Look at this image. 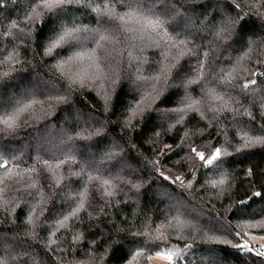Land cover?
<instances>
[{"label":"trees","instance_id":"obj_1","mask_svg":"<svg viewBox=\"0 0 264 264\" xmlns=\"http://www.w3.org/2000/svg\"><path fill=\"white\" fill-rule=\"evenodd\" d=\"M161 1L183 10L181 16L194 21L196 28L203 26L205 16L200 13H218L204 24L205 33L188 38L175 31L172 20L164 23L179 39L161 80L165 89L152 110L136 115L131 108L137 76L110 83L114 93L106 107L93 89L61 75L58 62L67 54L47 53L51 38L64 27L98 30L107 37L94 49L107 57L104 72L118 63L142 68L145 62L149 72L139 80L155 81L167 47L133 54L139 45L130 33L120 35L125 24L99 11L107 5L111 15H124V6L116 0H74L49 15L37 0H0V114H11L16 121L11 130L0 124V163L10 162L7 171L0 168L4 264H152L146 256L159 251L179 253L171 264H264L257 248L249 252L234 247L242 239L250 243L248 233L264 235V144L255 143L264 136V76L259 75L264 73V0ZM33 7L39 17L31 12ZM152 11L160 12L157 7ZM179 41L185 43L183 51H177ZM48 81L63 83L56 94L65 96L62 100L71 97L75 109L93 110L106 119L92 142L94 160L77 159L76 164L73 156H66L71 160L48 166L35 154L14 148L20 137L28 140L33 131L42 137L48 118L53 122L62 114L71 116L73 110H63L61 99H49L48 93L24 96L23 111L10 103L27 82ZM244 83L247 89L241 87ZM209 92L217 98L210 99ZM186 94L197 104L178 119L171 111ZM217 147L222 155L211 165L191 151L195 148L210 158ZM112 148L107 164L98 167L97 159ZM225 150L231 154L224 155ZM119 163L131 174L120 170ZM165 191L178 192L202 212L190 219L172 215ZM257 192L261 195L255 196ZM67 216L68 225L52 234V226ZM215 223L227 230H211ZM210 245L219 261L209 258ZM138 251L145 255L135 256Z\"/></svg>","mask_w":264,"mask_h":264},{"label":"rangeland","instance_id":"obj_2","mask_svg":"<svg viewBox=\"0 0 264 264\" xmlns=\"http://www.w3.org/2000/svg\"><path fill=\"white\" fill-rule=\"evenodd\" d=\"M161 3L162 1L158 0L156 5L154 6L157 7L160 12H153L157 16H159V18L164 22L172 20V25L175 23L176 26L175 31H177V33L179 34L187 36V38L191 35H197L196 33H205L206 25L204 24L210 21V15L218 13H214L213 9L208 13L206 11L200 13L199 16L201 18L205 16L203 26L196 28L194 21H192L191 19H186L184 16H181V12H183V10L177 8L175 4L172 5L171 3L169 5H166L165 2H163V4H165V6H163L161 5ZM218 15H220V13ZM224 19L225 16L219 21V25H222ZM121 23H124L125 25H120V35L127 34V32L123 31L122 29L128 27H135V25L129 21L127 16H125V21ZM207 29L210 28L207 27ZM173 32V27L172 30H167V28L162 27L158 30V34L150 32L149 34L141 36L139 33H130V36L132 37L131 39H134L136 45H139L137 51L131 50L133 54H135V52H140L142 56V53H145L146 50L147 52L158 51L156 46L162 48L167 47V55L165 56L163 67L159 69V71L162 70V72L156 76L157 78L155 81L150 80L141 82L139 80V75L147 76L149 72L148 69L145 68V62L142 68L136 67V64L134 63L133 66L132 63H118V65H113V67L111 66V68L108 67L109 70L107 73L104 72L105 69H107H103V65L107 57L103 54L100 55L99 52L94 50L98 46V41L102 37L98 30H80L76 34V40L72 41L71 43L64 44L62 47L54 48L51 53L58 52L57 55L59 56L67 54L58 62L59 71L61 75L63 77L65 76L66 78H68L70 81L73 82V84L84 85L93 89L98 94L100 99L104 102L106 107L109 106L114 93L113 86H111L110 88L108 85L112 82L114 84L115 81L119 82L120 80H128L134 76H137V82H135V95H137V98L134 101V105L131 110L133 114L138 115L148 109L152 110L153 108L151 107L162 95L159 93L161 92V90L165 89V84L163 81L161 82V80L163 79V73L167 68H169L170 63L172 61L173 43L175 41L178 42L179 40L176 38V35H174ZM171 42L172 46L170 45ZM52 43L53 41L49 42L47 53L48 49L52 47ZM180 44L181 45L177 48V51H183L186 48V46H184L185 43ZM197 62L201 66H203V61L198 60ZM139 69H142L143 71L141 70L140 72ZM37 84L39 85V87ZM30 85L33 86L31 87ZM40 85L42 86L40 87ZM62 86L63 83L61 81H48L45 83L38 82L34 84H32L31 82H27L26 85L21 87V95H12L10 97V103L12 105L16 103L14 107L16 110H18L19 108L23 107V105H20V102L22 101V98L24 96L32 95L36 92L48 93L51 94L47 96L49 99H61L60 104H62V108L64 107L63 110L68 107L73 110L71 116L69 117L62 114L60 116L61 118H57L53 122L50 120V118H48L46 123L44 124L45 128H43L47 131L44 130L45 133L42 137H36L37 133L33 131L32 135L29 134L30 137L28 140H22V138L20 137L17 144L14 146L16 151H19L21 153L35 154L38 159L43 160L48 166L56 165L57 163H59L58 160H64L63 162L71 160V158H68L66 156H73L76 160V164H79V159L80 163L85 162L86 158L88 160H94L95 156L92 154V149L95 146L92 145V142L96 139L99 134L98 125H102L103 121L105 122L106 120L105 118H103V121L99 119L97 114L93 110H88L87 112L75 109L71 97L69 99L68 97H66V99L62 100V98H64L65 96L56 94V92H58L62 88ZM185 86L187 87V85ZM209 98L214 100L217 98V96L209 92ZM196 104L197 100L193 99L191 96L186 94L185 98H182L181 102L179 103V106L173 110L171 109V112L175 113L177 115V118L180 119V116H185L190 110L195 108ZM171 112H169L168 114H170ZM50 128L53 133L48 134ZM84 147L86 148L82 150ZM11 149L14 150L12 147ZM114 152L115 151L112 148L109 149L104 155L99 157L97 159L98 167L102 164H107L108 159L111 158V155L114 154ZM120 165H122V163L118 164V166ZM124 165L125 163L122 165L120 170L127 171L131 174V169ZM105 171L109 172L108 170ZM163 194L167 198L168 202L166 208H168V211H171L172 215L181 213L185 216H188V218L190 219V217H195L196 214H200V212H202V210L197 209V207H192L188 205L184 201L183 197L179 195L178 192L165 191L163 192ZM185 195H187V193H185ZM70 217L71 216H67L63 219V226H61L60 223L53 225L52 234H57L60 230L65 228L69 223ZM211 230L226 231L227 229H224L221 224L215 223V226L212 225ZM248 236H250V240L252 242L264 243V240L259 239V237L264 235H251L250 233H248ZM208 240L210 241V237ZM213 246L214 245H210V248L212 247V249L209 250V258L219 261L220 255L216 251V249H214ZM150 262L152 264L170 263L168 261L156 257L155 253L152 255V259H150Z\"/></svg>","mask_w":264,"mask_h":264},{"label":"snow or ice","instance_id":"obj_3","mask_svg":"<svg viewBox=\"0 0 264 264\" xmlns=\"http://www.w3.org/2000/svg\"><path fill=\"white\" fill-rule=\"evenodd\" d=\"M73 2L74 0H37V3H39L40 6L48 9L49 15L54 14L56 8H63L64 6L70 5ZM75 2H79V0H75ZM116 2L120 3L122 6L126 8V12L124 15H120V14H117L115 16L111 15L110 10H107V5L105 9L99 11L102 16H106L109 20H118L120 22H124L125 16H127L129 21L133 23L135 27L124 28L122 29L123 31L127 33H139L141 36H143L149 34L150 32L158 34V30L164 26L165 22L161 20L159 16H157L152 11L158 0H116ZM235 7L239 8V5H235ZM31 12H36V9L34 7L31 8ZM36 15L39 17L41 14L39 12H36ZM26 18L31 19V15L26 14ZM241 19H243V17H241ZM13 27H15V24L13 25ZM79 31L80 29L78 28L64 27L63 29H61V31L57 32L56 35L51 38L53 43H52V47L48 49V53L50 54L54 48L62 47L64 44H68L76 40L77 39L76 34ZM101 39H107V37H101ZM181 43H184V41H181ZM259 75L264 76V73H259ZM251 83H255V81H251ZM233 87H235V85H233ZM241 87L243 89H247L249 87V84L244 83L241 85ZM20 103H23V101H21ZM23 110H24L23 108L18 109V111H23ZM0 124L11 130L14 129L16 121L12 115L0 114ZM0 131H2V129H0ZM250 142L252 141L249 140L248 142H246L245 147H247V143ZM255 143L264 144V136L256 138ZM191 151L194 152L201 161H204L206 164L209 165L213 164L214 161L219 160L222 155V150L219 147L215 148V151L210 158H206L204 152L197 151L195 148H192ZM237 151H241V149H237ZM223 154L230 155L231 153H228L225 150ZM61 163H63V161ZM9 166H10V162L7 159L3 160V162L0 163V168L5 169L6 171L9 168ZM59 166L60 165L58 164L57 167ZM89 179L91 180L98 178L89 177ZM180 179H181L180 177H176V180H180ZM107 183H108L107 180L103 181V184H107ZM220 183L223 184L224 181L221 180ZM31 186L35 187V185H31ZM215 186L216 183L213 182V187ZM106 194L111 195V193H106ZM254 195L260 196L261 193L257 192L254 193ZM240 203L243 204L244 201L241 200ZM74 214L75 213H73V215ZM60 224L61 226H63V221H61ZM235 235L240 236V233L237 232L235 233ZM259 239L264 240V236L259 237ZM234 247L237 248L238 250H247L249 252L252 251V248L249 246L247 240H244L242 244L234 245ZM261 247H264V245H261ZM256 254L259 256H264V252L257 251ZM144 255H145L144 251H138L135 253V256H144ZM155 256L165 261H168L171 264L174 258L179 257V253L176 251H159L155 253ZM150 259H152V256L147 255L146 260H150ZM0 264H4L3 258H0Z\"/></svg>","mask_w":264,"mask_h":264},{"label":"built area","instance_id":"obj_4","mask_svg":"<svg viewBox=\"0 0 264 264\" xmlns=\"http://www.w3.org/2000/svg\"><path fill=\"white\" fill-rule=\"evenodd\" d=\"M246 239H242L241 244L243 243V241ZM261 245H264V243H255L250 241L249 246L251 248H257L258 250H260L261 252H264V247H261Z\"/></svg>","mask_w":264,"mask_h":264}]
</instances>
